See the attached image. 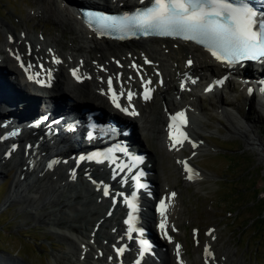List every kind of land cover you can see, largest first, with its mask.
Returning a JSON list of instances; mask_svg holds the SVG:
<instances>
[{
  "label": "bare ground",
  "instance_id": "obj_1",
  "mask_svg": "<svg viewBox=\"0 0 264 264\" xmlns=\"http://www.w3.org/2000/svg\"><path fill=\"white\" fill-rule=\"evenodd\" d=\"M134 1L138 0H118L114 8H119L120 3ZM103 2L105 0H37V8L30 13V17L40 20L46 16L52 18L56 28L60 29L52 33L54 36L45 35L42 32L44 27L40 33L36 31L31 33L27 26L24 29L19 28L18 36L12 25L5 20H0V32L2 31L3 36L5 35L4 40L0 39V98L10 105L6 107L3 104L0 111V123L22 121L33 126L35 123L32 122L42 115L32 102L35 101L34 97L39 95L44 98L41 103L53 104L54 112H56L55 115L46 114V118L41 121L42 127L47 132L66 125V117H68L64 105L66 98L72 100L71 105L75 108L93 107L111 112L112 106H115L109 96L108 80L113 78L115 82L112 81V87L119 94L121 107H129L130 104L129 109L132 108L138 113L136 116H129L123 124L131 130L135 128L134 137L137 143L145 140L144 132L152 141L151 144L148 143L150 146L158 144L167 151L168 155L179 159L180 165L176 171L181 176L183 175L181 162L188 158L186 155L188 150L191 153L190 161L198 159L209 151V145L201 132L216 135V132L199 121V117L210 121V116L206 115L204 106L200 104L202 98H205L203 101L206 100L211 110L218 115V118L211 117L216 121L210 122L225 131L227 137L243 139L245 147L254 151L264 164L262 139L253 133L251 123L242 119L239 109L231 111L224 106V103L227 106H231V103L226 104L222 101L220 96L224 93L223 90L207 94L204 91L206 86H203L201 90L197 85H188L190 93L178 90L183 79L188 83V78L205 76L214 68L215 61L201 49L173 40L146 39L144 40L146 42L136 41V45L132 47L128 45L129 42H112L94 38L83 25L82 16L78 10L79 8L91 10L98 7L103 9L106 7L102 5ZM65 33H69L70 36L68 39L64 37L63 41L68 42L63 48L61 38ZM53 57L59 59L61 63H54ZM18 60L23 61L27 68L31 65L27 73L37 77L44 84L48 83L49 72L51 77H54V81L50 83V86L37 89L35 79L24 78L17 66ZM189 61L192 62L191 65ZM38 63L43 65L42 70L36 69ZM73 70H78L82 78V83L79 85L70 77ZM238 79L246 87L256 85L254 87L257 89L254 88L255 94L251 104L255 110L264 109V93L259 92L258 88L261 86L257 82L264 80V70L254 74L239 73ZM118 81L122 82L121 87L117 86ZM149 81L151 83H148ZM231 83V80H227V89L230 88ZM145 86L155 90L154 97L158 101L164 93H169L162 99V106H159L160 110H158L160 112L155 110L157 108L152 101L142 102L136 97L131 102L124 99L129 91L135 94L142 91ZM173 96L182 98L186 105L173 102ZM211 96H214V103H211L209 99ZM163 106L165 112L173 109L189 114V139L181 146L172 147L170 144L165 128ZM60 116L63 120L55 122L52 126L48 125L50 121ZM220 119L225 122L224 125L222 124L224 128L219 126ZM25 134L26 132L23 134L17 132L15 136V142L19 147L20 145L25 147L26 143L32 142L27 140ZM71 135L67 133L65 138ZM49 136L48 139L55 138L51 134ZM190 143H194L196 147L188 149ZM55 151L56 148L51 149L41 144V141L36 144L33 142L28 155L13 153L23 158L20 164L8 163L3 157L4 152L0 153V175H4L3 170L9 165L12 164V167H15L16 173L12 177L10 193L4 201V207L13 203L21 205V211L24 213L22 212L23 218L17 227L25 226L30 221L47 227L48 233L43 235V238L53 248H60L59 252L50 253L54 264H133V247L131 243H127V235L124 234V226L121 223L123 213L118 205L112 206L111 200L106 202L103 198L104 187L110 184L117 185L114 177L106 174L103 168H92L91 164L84 163L76 167L78 170L72 176L70 173L72 165L69 162L72 151L64 149L48 157L49 153ZM49 158H55V163L60 164L55 166L56 172L51 173V170L46 168L45 164ZM159 167L157 169V157L148 159L142 165V169L149 170V177L145 180L150 183L157 195L165 196L166 204L170 205L166 213V231L170 233L171 239L169 241L162 239L157 235V230H154L156 236L153 239L157 240L159 248L163 247L166 256L165 262L159 260L157 264H189L183 247L179 250L181 259L178 263L177 254L175 251L171 252L168 247V245L174 247L177 244L174 230L178 217L181 215L182 201L179 194L162 186L165 182L160 176ZM194 170L198 176H194L191 181L183 175L186 184L195 183L204 177H212ZM165 186H167L166 183ZM112 195L116 196L114 192ZM109 209L113 212H109ZM146 219L150 225L151 223L158 225L162 218L155 219L150 216ZM157 229H160V226ZM210 237L211 240L204 243V246H208V250L202 251L199 256L201 264L230 263L228 250H225L220 258L216 257L211 248L218 240L217 234H212ZM61 243L68 245L69 248L67 246L64 248ZM120 248L125 249L122 255L117 254ZM207 252H211L210 257ZM172 256L173 261H171Z\"/></svg>",
  "mask_w": 264,
  "mask_h": 264
},
{
  "label": "rangeland",
  "instance_id": "obj_2",
  "mask_svg": "<svg viewBox=\"0 0 264 264\" xmlns=\"http://www.w3.org/2000/svg\"><path fill=\"white\" fill-rule=\"evenodd\" d=\"M35 8L37 0H0V20L12 25L18 36L19 28L24 29L25 26L31 33H40L44 27L42 32L45 35L54 36L57 28L52 18L46 16L40 20L30 17ZM69 36L65 33L61 38L62 47L68 42L63 41L64 37L68 39ZM4 37L1 31L0 39L4 40ZM128 45L134 47L136 42H129ZM221 94L223 102L231 103V106L225 103L224 106L231 111L239 109L242 119L251 123L253 133L262 139L264 145V109H254L249 100L251 98L246 97L244 85L236 82ZM212 102H215L214 98ZM200 104L210 116L209 120L216 121L211 117L218 118V115L211 110L208 102L202 99ZM153 105L158 107V102L153 101ZM155 110L160 112V108ZM200 121L216 135L201 132L209 151L191 163L196 170L213 178L204 177L186 184L183 175L176 171L179 159L168 155L158 144L149 149L150 157H157V169L160 164V176L167 184L162 186L179 194L182 201L181 215L174 230L177 240L184 248L189 264H201L199 256L212 234H217L218 240L211 249L218 258L228 250L230 263L227 264H264V164L254 151L245 147L243 139L227 137L225 131L210 121L203 118ZM220 123L218 125L224 128V120L220 119ZM145 134V142L151 144ZM186 155L190 161L191 153L188 151ZM12 166L6 167L4 175H0V264H54L50 253L59 252L60 248H53L43 238L48 233L47 227L33 221L17 227L24 213L21 205L13 203L4 207L15 175ZM196 231L199 235L195 239ZM54 240L57 241L55 237Z\"/></svg>",
  "mask_w": 264,
  "mask_h": 264
},
{
  "label": "snow or ice",
  "instance_id": "obj_3",
  "mask_svg": "<svg viewBox=\"0 0 264 264\" xmlns=\"http://www.w3.org/2000/svg\"><path fill=\"white\" fill-rule=\"evenodd\" d=\"M87 19L90 25L94 23L97 26L100 34L119 32L122 34L119 37L121 39L133 30L139 29L143 30L145 34L192 41L206 49L216 61L229 66H234L243 61L264 59V12L258 14V11L250 6L249 0H154L152 6L142 11L138 10L134 15L125 14L115 17L90 12L87 14ZM17 59H19L18 56ZM53 60L56 64L61 63L55 57ZM188 63L191 65L192 62L189 61ZM21 67L24 65L21 64ZM30 68L31 65L25 71H29ZM72 75L77 81L82 79L78 70H73ZM28 79H35L42 86H50L51 73H48L47 84L33 75H29ZM218 83L222 84L223 81ZM108 90L116 108L130 116L138 114L134 109L129 111L130 104L129 107H121L119 96L113 90L111 79L108 80ZM207 90L211 91L212 89L209 87ZM151 91L145 86V100L151 99ZM132 98L133 93L129 91L127 93L128 101L131 102ZM171 120L172 123L169 125L170 139L174 145H182L188 139L182 131L187 123L186 117L183 113H179L171 117ZM193 147L196 145L193 144ZM89 159H94V157H89ZM185 172L189 174L187 177L189 180L198 176L187 164H185ZM139 187H143V185H139ZM104 194L108 195L107 189L104 190ZM172 195L174 197L175 194ZM125 203L130 209L126 223L129 239H131V234L137 231L135 213L138 211V206L135 194L130 199H126ZM169 207V204L161 201L158 209L162 218L160 230L166 237V213ZM168 239L171 238L168 237ZM140 249L141 256H143L148 252L149 245L140 241ZM124 251V248H120L117 250V254L122 255ZM179 255V245H177V257ZM207 255L210 257L211 252H207Z\"/></svg>",
  "mask_w": 264,
  "mask_h": 264
}]
</instances>
